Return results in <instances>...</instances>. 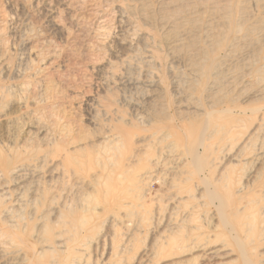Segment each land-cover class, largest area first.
I'll return each instance as SVG.
<instances>
[{
  "label": "rangeland",
  "instance_id": "1",
  "mask_svg": "<svg viewBox=\"0 0 264 264\" xmlns=\"http://www.w3.org/2000/svg\"><path fill=\"white\" fill-rule=\"evenodd\" d=\"M247 1L0 0V264H264V32L234 37L264 6ZM227 56L238 120L197 168L184 89L206 109Z\"/></svg>",
  "mask_w": 264,
  "mask_h": 264
},
{
  "label": "bare ground",
  "instance_id": "2",
  "mask_svg": "<svg viewBox=\"0 0 264 264\" xmlns=\"http://www.w3.org/2000/svg\"><path fill=\"white\" fill-rule=\"evenodd\" d=\"M202 1V0H201ZM200 0H199V2H201ZM204 1V0H203ZM247 2H249L248 4L249 5H256V6H260V5H263L264 6V0H249V1H247ZM206 3H207V1H206ZM247 4V3H246ZM215 5V4H214ZM216 8H217V6H216ZM215 8V9H216ZM207 9V8H206ZM220 9V8H219ZM226 9V8H225ZM220 10H223L222 8L220 9ZM214 11V10H213ZM203 12V11H202ZM222 12V11H221ZM224 12H225V10H224ZM223 13V12H222ZM244 14H246L247 15V12L246 13H244ZM227 15V14H226ZM228 15H229V13H228ZM224 16V15H223ZM222 16V17H223ZM230 17V16H229ZM169 18H170V15H169ZM225 18V17H224ZM264 18V17H263ZM261 19L259 22L257 21V23H259V25L258 24H250V26H245V24L244 23H242V24H240V22H239V24L237 25V26H235V28L236 29H234L235 30V32H234V37L236 38V39H239L240 40V38L242 37V38H244V39H248V40H251L252 42L254 41L255 42V44H259V42L260 41H256L255 40V38H254V33H255V31H262V33L264 32V19ZM223 19V18H222ZM222 19H221V21H222ZM231 20V19H230ZM240 20V19H239ZM176 21V20H175ZM243 21V20H242ZM245 21H246V19H245ZM166 22V21H165ZM195 22V21H194ZM174 23V22H173ZM199 23V22H198ZM225 24H227V23H225ZM230 24V23H229ZM172 25V24H171ZM223 25H224V23H223ZM215 27V26H214ZM226 27V26H225ZM232 27V26H231ZM231 27H228V25H227V27L226 28H228V30L231 28ZM217 28H218V26H217ZM226 28L224 29L225 31H226ZM221 29H222V27H221ZM220 29V30H221ZM219 30V29H218ZM223 30V31H224ZM221 32V31H220ZM231 32V31H230ZM230 32H229V34H230ZM228 33V31L226 32V34ZM232 33V32H231ZM259 33V32H258ZM262 33H260V34H262ZM212 34V33H211ZM210 34V35H211ZM225 34V33H224ZM233 34V33H232ZM224 36L222 33L219 35V36ZM228 35V34H227ZM216 36H218V35H216ZM218 36V37H219ZM221 36V37H222ZM215 37V36H214ZM213 37V38H214ZM217 37V38H218ZM225 37V36H224ZM227 37V36H226ZM264 37V36H263ZM212 38V39H213ZM208 39V38H207ZM212 39H211V42H212ZM214 39H216V38H214ZM226 39V38H225ZM235 39V40H236ZM222 40H224L223 39V37H222ZM242 40V39H241ZM219 41H221L220 39H216L215 41H213L214 42V44H213V42H212V45L210 44V47H211V49H210V52L213 50V49H218L217 48V46L218 47H221V45L219 46ZM237 41V40H236ZM236 41H234V42H236ZM243 41V40H242ZM245 41V40H244ZM250 41V42H251ZM222 42V41H221ZM220 42V43H221ZM224 42H225V40H224ZM250 42H249V44H250ZM234 44V43H233ZM238 44V43H237ZM253 44V43H252ZM224 44H222V46H223ZM234 45H236V44H234ZM244 45H246V43L244 44ZM233 46V45H232ZM249 46V45H248ZM252 46H254V45H251V47ZM209 47V46H208ZM216 47V48H215ZM234 47V46H233ZM232 47V48H233ZM236 47H237V45H236ZM235 47V48H236ZM239 47V46H238ZM203 48V47H202ZM240 48H241V45H240ZM223 49V48H222ZM231 49V48H230ZM216 50H214L215 52H216ZM219 50V49H218ZM217 50V51H218ZM234 50V49H233ZM246 50V49H245ZM206 51V50H205ZM213 51V52H214ZM243 51V50H242ZM219 52V51H218ZM249 52V51H248ZM253 52V51H252ZM206 53V52H205ZM204 53V54H205ZM235 53V52H234ZM233 53V54H234ZM148 53H146V56H145V63H147V60H148V55H147ZM204 54H202V55H204ZM207 54V53H206ZM212 54V53H211ZM228 54V53H227ZM232 54V55H233ZM246 54V53H245ZM248 54V53H247ZM254 54V53H253ZM215 55V54H214ZM225 55V54H224ZM229 55H231V54H229ZM228 55V56H229ZM234 55H237L236 53L234 54ZM240 55V54H239ZM249 55H252V54H249ZM249 55H247V57L249 56ZM213 56V55H212ZM227 56V59H229V61H226V62H224L223 63V61L225 60H223V61H221L222 63H221V65L218 67V65H217V67L215 68L214 67V73H212V77L216 80V82H217V84L215 85L214 83H216L215 81H214V83H213V85L214 86H216L217 87V89L215 90L216 91V93H211V91H212V89H210L209 91V97H208V101L206 102L207 103V105H206V103H203V104H205V108L206 109H204L203 108V106H201L199 103H198V101H197V99H196V96L195 95H197V89L195 88H190V86L192 85H189L188 84V86H186L187 87V89H184V92H185V100L184 101H186L187 100V105H188V110H190V112L192 113V115H194V116H200V117H203L205 120L203 121V124L202 125H194V124H190L189 122V126L188 125H186V127H185V134H186V137H187V139H188V146L187 147H189L188 148V150H187V152L190 154V160H191V162L193 163V165L195 166V167H197V168H200L199 167V165H200V163H201V158H200V155L198 154V150L199 149H204V150H208V147H209V143H207V136L209 135L210 137H217V138H219V139H223V137L224 136H226L227 137V134L228 133H230L234 128H235V123L237 122V118L233 115V107H231V106H229L228 104H229V101H228V99H227V97L225 96V93L223 92V94L221 95V94H219V93H217L218 91L219 92H221V90L224 88L223 87V85H224V83L222 84V80H223V75H224V73H227L226 71H228V69L230 68V67H232V69L234 68V67H236V65L237 64H235V60H231L230 59V57H228ZM203 57V56H202ZM226 57V56H225ZM233 58H234V56H232ZM231 57V58H232ZM237 57V56H236ZM246 57V56H245ZM246 57V58H247ZM143 58V57H142ZM241 58V57H240ZM248 58H250V57H248ZM226 59V60H227ZM263 59H264V57H263ZM263 59H262V61H263ZM141 60V59H140ZM204 60V59H203ZM211 59L209 58V61H210ZM220 60V59H219ZM237 60H238V57H237ZM142 61H143V59H142ZM207 62V61H206ZM144 63V62H143ZM219 63V62H218ZM217 63V64H218ZM212 64V63H211ZM147 65V64H146ZM204 66H205V64H204ZM211 66V65H210ZM215 66H216V64H215ZM198 67H199V64H198ZM197 67V68H198ZM203 67V66H202ZM200 68V67H199ZM198 68V69H199ZM206 68V67H205ZM203 68H201V70H202ZM210 69H211V67H210ZM231 69V68H230ZM234 70V69H233ZM233 70H231V71H233ZM200 71V70H199ZM204 71H205V69H204ZM208 72H209V70H208ZM199 73V72H198ZM200 74H203V76H204V73L202 72L201 73V71H200ZM209 74H211V71H210V73ZM230 74H231V72H230ZM229 74V75H230ZM205 75H206V73H205ZM225 75H227V74H225ZM211 76V75H210ZM223 76V77H222ZM202 78V77H201ZM204 78V77H203ZM222 78V79H221ZM259 78L261 79V77L259 76ZM228 79V78H227ZM230 79H232L231 77H230ZM196 82H197V80H195ZM224 81V80H223ZM158 83V82H157ZM189 83V82H188ZM211 83V82H210ZM159 84V83H158ZM160 87V86H159ZM213 87V86H212ZM223 87V88H222ZM179 89H181V88H179ZM194 89V90H193ZM223 91V90H222ZM183 92V93H184ZM208 92V91H207ZM211 93V94H210ZM257 94V93H256ZM259 94V93H258ZM259 96H260V94H259ZM199 98V97H198ZM202 100V99H201ZM202 102V101H201ZM184 103V102H183ZM185 104V103H184ZM187 107V106H186ZM192 117V116H191ZM108 140L110 141V148L108 149V150H105V151H103L101 154H100V156L102 157V159L104 160H106V163L108 162L109 163V170H107V169H103V170H101V171H98V172H96V178H97V185H99L100 187L101 186H106V181L108 180V182H110L109 181V179L110 178H112V176H113V174H114V171H113V169H114V167L116 166V163L115 162H113V160H114V156H116V154L117 153H119L120 151H121V148H122V142H120V141H118V139L117 138H115L114 136H109V138H108ZM215 144V143H214ZM211 146H213V144L211 145ZM187 153V154H188ZM200 153V152H199ZM111 180V179H110ZM112 182V181H111ZM109 184V183H108ZM213 195V194H212ZM216 196V195H215ZM209 197H211V196H209ZM213 197V196H212Z\"/></svg>",
  "mask_w": 264,
  "mask_h": 264
}]
</instances>
